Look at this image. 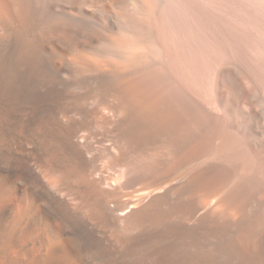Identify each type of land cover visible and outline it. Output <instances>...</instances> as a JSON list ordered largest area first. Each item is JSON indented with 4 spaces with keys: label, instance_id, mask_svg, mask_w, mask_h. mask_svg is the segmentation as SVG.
Here are the masks:
<instances>
[{
    "label": "bare ground",
    "instance_id": "6f19581e",
    "mask_svg": "<svg viewBox=\"0 0 264 264\" xmlns=\"http://www.w3.org/2000/svg\"><path fill=\"white\" fill-rule=\"evenodd\" d=\"M0 264H264V0H0Z\"/></svg>",
    "mask_w": 264,
    "mask_h": 264
}]
</instances>
